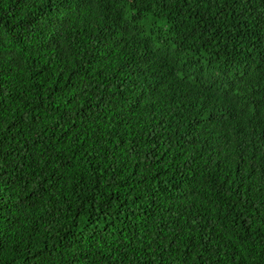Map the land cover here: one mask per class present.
<instances>
[{
    "label": "trees",
    "instance_id": "16d2710c",
    "mask_svg": "<svg viewBox=\"0 0 264 264\" xmlns=\"http://www.w3.org/2000/svg\"><path fill=\"white\" fill-rule=\"evenodd\" d=\"M0 264H264V0H0Z\"/></svg>",
    "mask_w": 264,
    "mask_h": 264
}]
</instances>
